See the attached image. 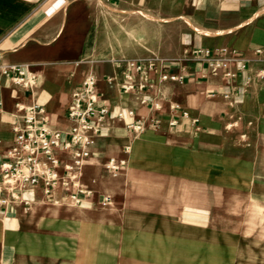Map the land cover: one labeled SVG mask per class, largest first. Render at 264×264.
<instances>
[{
	"label": "crops",
	"instance_id": "crops-1",
	"mask_svg": "<svg viewBox=\"0 0 264 264\" xmlns=\"http://www.w3.org/2000/svg\"><path fill=\"white\" fill-rule=\"evenodd\" d=\"M128 1L107 0L110 6ZM187 2L190 10L171 19L188 18L222 33L192 30L183 64L154 63L148 76L135 79L152 83L150 89L123 93L117 85L125 69L99 64L81 0H0V163L14 140L13 128L21 123L15 104L44 107L49 128L66 131L71 94L88 74L95 76L110 115L78 180L92 188L107 160L125 162L117 177L105 170L107 204L101 197L85 201L89 191L78 203L44 204L36 189L24 193L28 208L0 211V264H193L195 257L209 264V251L195 256L192 249L194 241L208 244L205 233L211 213L221 209L226 179L248 180L257 205L264 198V79L254 76L264 68V0ZM200 48L235 50L245 68L238 70V62L207 68L192 59L191 52ZM20 64L36 77L32 91L13 84L12 74L3 72L2 66ZM163 72L184 79L161 83ZM130 124H141L143 131L133 132ZM57 155L67 162L64 152ZM233 170L239 174H231ZM149 185L161 190V203L140 201ZM56 193L67 197L60 188ZM259 206L264 210V203ZM131 238L144 246L131 250ZM134 254L137 261L131 259ZM249 257L243 264H264V249Z\"/></svg>",
	"mask_w": 264,
	"mask_h": 264
},
{
	"label": "rangeland",
	"instance_id": "rangeland-1",
	"mask_svg": "<svg viewBox=\"0 0 264 264\" xmlns=\"http://www.w3.org/2000/svg\"><path fill=\"white\" fill-rule=\"evenodd\" d=\"M80 10L83 15L87 14L86 18L91 23V47L97 48L100 65L121 67L120 70L123 72L127 60L143 63L152 60L157 65L161 63L176 65L183 64L189 58L188 53L184 51V44L193 36V29L187 25L186 18L171 19L174 15L190 10V3H186V0H130L112 6L108 5L107 0H81ZM146 15L168 18L169 21L148 20L145 18ZM185 35L188 37L185 38ZM260 166L263 167L260 173L264 175V161ZM235 170L231 174L237 176L239 172ZM101 171L99 178L94 179L92 188L88 187V182L85 180L81 183L77 179L76 191L80 193L78 199H81V194L87 191L91 192L85 200L88 202H98L99 197L106 196L109 178L104 169ZM229 178L226 179L227 189L220 197L221 209L211 213V226L205 233L209 236L205 238L208 244L202 245L200 241L199 243L194 241L193 244L192 251L195 256L198 251H209L211 256L209 264L249 263L251 251L264 249V242H260L264 240V210L259 206V202L264 203V198L259 197L257 205L249 194L250 185L245 184L248 180L244 181L235 176ZM235 187L240 188L235 189ZM160 193L161 190L149 185L141 195L140 201L159 204L163 199ZM42 202L44 204L73 203L64 195L57 193L52 199L45 198ZM138 240V238L130 239L131 250H138V246H144V243H139ZM165 245L168 247L170 244ZM132 256L134 258L131 259L137 261L138 255ZM217 256L223 258L219 260ZM164 261L167 263L168 260ZM193 262V264H201L202 259L195 257Z\"/></svg>",
	"mask_w": 264,
	"mask_h": 264
},
{
	"label": "built area",
	"instance_id": "built-area-1",
	"mask_svg": "<svg viewBox=\"0 0 264 264\" xmlns=\"http://www.w3.org/2000/svg\"><path fill=\"white\" fill-rule=\"evenodd\" d=\"M191 55L193 60L203 62L212 70L227 68L235 62L240 64L238 70L245 68V61L238 57L237 52L227 48H200L193 50ZM125 66L122 80L117 85L121 92L143 91L152 87V83L144 80L135 82L137 76L146 77L154 70L152 60L145 63L127 60ZM2 69L4 73L12 74L13 84L29 91L35 88L36 77L30 73L28 65H7L2 66ZM226 76L233 77L230 73ZM254 76L263 80L264 68L259 69ZM183 79L182 74L163 72L159 75L161 83H181ZM224 98L227 99L228 95H224ZM140 102L144 104L146 100ZM15 109L20 114L21 123L13 128L14 140L0 163V211L18 205L28 208L30 203L24 198V193L36 189L50 200L60 188L68 199L78 203L80 193L76 191L75 182L84 162L90 157L91 146L110 115L109 107L97 91L95 76L88 74L80 87L72 92L66 109V118L70 124L66 131L50 129L44 107L36 103L18 102ZM129 128L133 132L143 131L141 124H130ZM57 152H64L68 156L67 162L63 163ZM124 166V161L114 158L104 164L105 170L112 177H117ZM109 202V196L102 197L103 204Z\"/></svg>",
	"mask_w": 264,
	"mask_h": 264
},
{
	"label": "bare ground",
	"instance_id": "bare-ground-1",
	"mask_svg": "<svg viewBox=\"0 0 264 264\" xmlns=\"http://www.w3.org/2000/svg\"><path fill=\"white\" fill-rule=\"evenodd\" d=\"M262 10H264V8L262 9ZM145 18L146 19H148V20H154V21H164V22H168L169 20H168V18H156V17H154V16H151V15H146L145 16ZM186 23H187V25L191 28V29H193L194 31H196V32H199V33H207V34H220V33H222V31H214V32H212V31H208V30H205V29H203V28H201V27H198V26H196V25H194L188 18H186Z\"/></svg>",
	"mask_w": 264,
	"mask_h": 264
}]
</instances>
